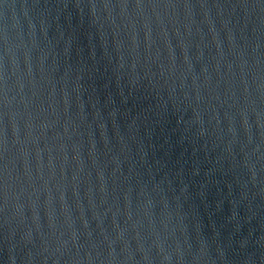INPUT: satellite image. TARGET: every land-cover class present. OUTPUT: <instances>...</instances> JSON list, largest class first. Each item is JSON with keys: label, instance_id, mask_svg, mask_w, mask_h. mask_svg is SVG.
I'll return each instance as SVG.
<instances>
[{"label": "water", "instance_id": "95a60500", "mask_svg": "<svg viewBox=\"0 0 264 264\" xmlns=\"http://www.w3.org/2000/svg\"><path fill=\"white\" fill-rule=\"evenodd\" d=\"M0 264H264V0H0Z\"/></svg>", "mask_w": 264, "mask_h": 264}]
</instances>
